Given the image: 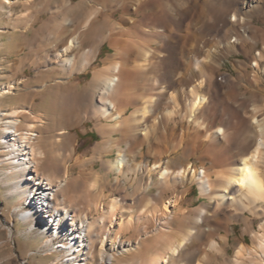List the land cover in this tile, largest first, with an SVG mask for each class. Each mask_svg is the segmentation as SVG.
Returning <instances> with one entry per match:
<instances>
[{
	"label": "bare ground",
	"instance_id": "6f19581e",
	"mask_svg": "<svg viewBox=\"0 0 264 264\" xmlns=\"http://www.w3.org/2000/svg\"><path fill=\"white\" fill-rule=\"evenodd\" d=\"M10 2L1 1L5 5H10ZM66 2L68 5L71 3L70 0ZM115 6V9H122L119 21L127 22L135 30L123 29L120 22L110 24L108 35L102 36L100 40L101 44L108 43L113 52L105 59L104 67L93 72L90 85L81 93L95 104L92 113L90 112L92 116L108 120L107 125H97L104 141L95 149L99 150L101 146L102 150L106 149L108 152L109 149H117L116 158L108 160V167L105 169L123 174L142 173L146 176L145 192L137 201L144 203V212H138V206H121L120 200L114 197L109 198L106 204L88 201L83 208L77 202L78 199L71 205L66 204V199L59 193L67 188L70 180L67 174L59 180L52 175L39 173L38 168L44 159L42 160L43 154L39 147L40 137L35 129L43 121L39 114L35 116L32 113L25 124V130L20 131L18 125L21 119L18 116L31 113L22 105L13 110L0 109V151L3 153L0 154V165H4L0 180L3 187L1 193L11 205L9 213L14 215L15 211L24 206L26 211L18 212L20 220L25 224L29 223V228L42 225L43 238L36 247L57 252L56 258L49 264H264V220L259 225L260 232L252 234V243L239 244L233 256L228 258L225 251L228 235L220 239L214 238L219 225H212L210 217L218 209L228 208L229 204L235 205L234 211L243 219L246 213L264 215V104L253 102L250 116L242 117L239 113L242 110L239 109H248L247 104L243 100L238 104L237 101L231 104L226 102L225 94L231 97L232 89L229 90L224 81L214 77L216 65L207 63L209 56H213L212 53V56L206 52L205 56L200 57L203 46L212 36L217 39L216 45L214 44V48H218L216 51L219 48L233 50L235 41L242 47L239 40L246 35L245 28H240L247 17L254 14L263 17L264 0H120ZM99 9L93 8L89 18L93 13L99 12ZM113 11L108 13V20ZM233 15L238 18L237 22L231 19ZM89 18L86 17L83 28L91 26ZM251 26H246V29ZM92 27L84 31H90ZM72 34L68 42L63 43L61 49L59 47L53 62H59L62 68L83 70L98 56L99 48L91 46L85 49L80 55L79 66L74 68L76 63L71 53L75 48H80L84 41L82 38V42L78 39L82 35L80 31ZM262 34L264 37V33ZM61 39L56 41L61 42ZM254 44H248L250 49ZM252 59V66L257 71L262 69L264 73L263 39L262 49L253 53ZM194 72H198L199 79L189 83L191 73ZM247 74L250 76V73ZM175 84L178 86L167 95L168 89ZM254 85L258 95L264 98L262 82L257 80ZM16 87L14 83L1 86L0 97L13 94ZM164 96H168L170 102L169 107L168 104L167 108L163 107L169 109L168 118L175 122V116L180 115L182 122L181 131L178 129L177 132L173 125L168 133L167 138L173 145L172 151L180 148L183 156L197 157L195 156V161L184 162L175 167L167 158L171 152L167 154L164 146L167 152L160 148L167 154V159L161 155L162 158L157 160L158 155H155L157 161L151 166L146 161L133 163V151H138L140 140L143 142L140 135L144 134L146 137L149 124L154 125L160 119L159 116H154V110L157 111ZM176 97L183 100L181 108L175 101ZM229 107L239 110V118L232 122L236 125L233 131L227 126L235 118L228 111ZM164 114L162 113L163 116ZM184 125L191 128V132L184 131ZM235 125H231V128ZM161 133L156 134L158 138H166ZM65 134L67 130L61 127L58 135H64V140L69 139L70 136ZM163 143H166L164 139ZM161 145L163 144H159ZM126 148L132 151L131 156ZM197 160H200L199 165ZM245 167L253 170L251 175L244 172ZM240 179H244L243 185L236 182ZM94 180L90 189L95 188ZM176 182L183 183L184 186L196 183L207 201L191 212L178 206L179 210L190 215H184V224L175 227L171 222L177 214L168 206L178 204L186 194L184 188L177 189ZM153 186L159 188L158 193L174 188L170 197L167 195L165 198L163 194L165 199L162 203L159 202V209L148 208L156 202L153 193H150ZM234 215L232 216L235 218ZM141 219L144 221L141 222ZM148 221H153L152 227L147 226ZM3 229L5 236L0 239V252L3 254L0 264H3L4 258L11 256V244L14 243L12 226L8 223ZM128 230L137 231V236L123 239L121 235ZM55 239H59L60 243L54 245Z\"/></svg>",
	"mask_w": 264,
	"mask_h": 264
},
{
	"label": "rangeland",
	"instance_id": "374dc122",
	"mask_svg": "<svg viewBox=\"0 0 264 264\" xmlns=\"http://www.w3.org/2000/svg\"><path fill=\"white\" fill-rule=\"evenodd\" d=\"M1 1L3 0H0V87L8 83H14L17 87L13 90V94L5 95L2 98L0 97V109L13 110L24 105V107L30 110V114L18 116L21 119L18 125L20 131L25 130V124L30 120L29 118H31L30 116L32 113L35 116L38 114L41 116L40 118L43 123L42 125H38L35 129L40 137L39 147L43 154L42 160L44 159L38 168L39 173L52 175L59 180L63 179L64 175L67 174L70 180L68 186L59 193L61 197L63 196L66 199V204H73V202L78 199L77 202H79V205L83 208L89 203L88 201L96 202L97 204H106L109 198L114 197L120 200L121 206H133L134 208L138 206V212H144V208H146L144 207V203H137V201L145 192L144 188L147 186V181H145L146 176L144 177L142 173L125 172L123 174V172L105 169L108 167L107 161L116 158L117 149H109V152L108 150L106 151V149H104L105 151L102 150V146L100 148L101 150L95 149L99 143L104 141L97 130V125L98 123H105V125H107L108 120L102 119L97 115L92 116L93 114H91V111L95 104L93 105L92 102L81 93L83 89L90 85L94 74L93 72L103 68L105 59L113 52L109 44L106 42L101 44L102 40L100 39L102 36L108 35V29L111 23L120 22L122 9H115V5H117L120 0H70L71 3L69 5L66 2L68 0H10V5L2 4ZM96 7H99L100 11L95 14L93 13L89 18V14L92 12L93 8ZM112 10H114L112 12V17L108 20V13ZM128 16L136 17L134 14H128ZM86 17L89 18L88 22L91 20L89 23L93 27L90 31L85 32L84 30L86 28H83V24L86 21ZM261 17L262 15L254 14L251 17L245 18L242 25H252L253 28L252 26L247 27V29L246 26L240 28L241 30L245 28L244 33L246 36L239 40V43L243 45L242 47L245 50L238 44V41H235L234 43L236 45H234L233 50L230 49L231 52L226 48H224V50L223 48H219L220 50L216 51L218 48L215 49L214 46L217 43V39L215 36H212L209 38L210 41L208 39L209 43L207 41L200 53V57L205 56L207 53L210 55L212 53V59L209 56L207 63L216 65L214 66V77L224 81L229 90L232 89L230 93L231 97L229 96L230 98L228 97L229 94H225L226 102L231 104L237 101L236 103L238 104L243 100L247 104L246 106L248 109H246V107H241L239 110L242 111L238 110L242 117L250 116L254 103L264 104V98L258 95L257 89L255 88L256 86L254 85L255 82L259 80L264 86V79H262L264 78V73L262 69H258L257 71V69L252 66L253 53L255 54L258 50L262 49V39L264 41L262 34L264 33V14L263 17ZM123 24L125 27H123ZM91 26H89L88 29ZM63 27L66 29H62ZM121 27L126 30L127 28L133 31L135 30V27L130 28L131 25L127 24V22H122ZM249 28H251V30ZM252 29L254 30L252 31ZM63 30H65V32ZM81 30H83L84 33H81L83 32ZM76 31H80L82 35H79L78 39L81 41L82 38L84 42L80 48H75L74 52L72 51L71 53L76 63L74 68L79 66L80 55L85 49L91 46V48H99L98 56H96V58L83 70H72L71 67L62 68L59 62H53L55 53L68 42L73 36L72 33ZM255 34L258 35L256 36ZM61 35H63V38ZM59 38H62L61 42H58L60 41ZM247 38L250 39L247 40ZM213 39L216 40V42ZM250 42L255 43L252 49L249 47L251 44ZM218 52L220 53L218 54ZM247 64H249V66ZM246 72L250 73V76ZM244 73H246V75ZM191 74L192 77H190L191 79L189 78L190 80L188 81L189 83H194L193 80L197 81L199 79L198 72ZM236 76L239 78L237 79ZM176 86L178 85H172L166 92L167 95H169ZM205 87L206 86H204L203 89H205ZM175 101L179 103V108H181L180 105L183 100L177 99L176 97ZM162 104L163 106H161ZM167 104L169 107L170 102L168 96H164L161 104L156 108L157 111L154 110V116H159L160 119L155 123L156 125L150 123L153 125L151 126L149 124L146 137L144 134L140 135V139H143V142L140 140L141 143L139 142L138 151H133L134 155H132V151L126 148V151H130V156L132 155L131 157L134 159H132L133 163L146 161L151 166L154 161L162 158L161 155L165 159V156L169 152H171V156L169 155L167 158L174 163L175 167L180 166L184 162L195 161L196 155H190L188 157L183 156L180 148L175 152L172 151L173 145L172 141L167 138L168 133L171 131L170 128L173 125H175L177 132L178 129L181 131L182 122L180 115H176L175 122H171L168 118L169 109H166ZM163 107L166 108L164 109ZM228 111L235 116L231 123L229 122L227 125L228 129L233 131L236 125L232 124V122L239 118L237 114L238 111L231 107H229ZM161 112L165 113V116H163ZM26 115H28V119H26ZM66 117L68 119L70 118V120H66ZM161 117H163V119ZM152 118L153 117H151V119ZM231 125H235V127L232 126V129ZM184 126L186 129L184 131L189 132L191 128L186 127V125ZM61 127L67 130V134L65 135H69V139L64 140V135H58ZM1 129L2 127L0 126V131ZM160 133L166 135V138H163L166 143H163V139L160 136L158 138L157 135H160ZM152 141H154V143ZM159 144L163 145L159 146ZM164 146L167 148L166 150L168 152L164 149ZM160 147L163 148L167 154L163 150V155V151ZM156 150L159 151V153ZM161 151L162 153H160ZM0 154H3L2 151H0ZM155 155H158L156 158L157 160L155 159ZM198 161L200 160H197L196 163L199 165L200 162ZM203 162H205V164L207 163V161ZM5 166L8 165L5 164ZM3 169L4 165H0V180L3 177L1 174ZM94 178H96V180H94ZM97 178L100 179L97 180ZM93 180L94 182L96 181V184L94 183L95 188L91 187L92 190L90 189V185L93 183ZM138 183L139 185H137ZM176 183L177 189L183 190L184 188V193L186 192V194L183 200H180L178 204H170L168 206L171 211L177 214L175 219L171 222L175 227L184 224V222H182V217L184 215H190V213L185 212L186 210L191 212L197 206L207 201V199L201 195L196 183L186 184L185 186L183 183ZM2 189V182L0 181V207L2 208V210H0V239H3L5 236V231H3L5 225L9 223L14 229V243L12 242L10 250L11 256L4 258L2 263L49 264L52 259L56 258L57 252L44 251L36 247L38 242L43 238L42 231L44 230L42 225L40 224L41 226L39 225V227L35 224L36 227L31 225L32 228H29V223L25 224L20 220L18 212L19 210L26 211L24 206L15 211L16 213L14 215H11L9 213L11 205L7 202V198L2 195ZM94 189H96V191H94ZM173 190L174 188H171L158 193L159 188L153 186L150 193L154 195L156 201L154 203L156 206L155 204H151L152 206L149 205L148 208L159 209V202L162 203L165 198L168 196L170 197ZM162 196L166 197L163 199ZM156 197L158 198L156 199ZM178 206L183 210L185 209V211L179 210ZM234 206V204H229L228 208L226 206L228 210H226V208L218 209L216 213L210 215L212 225H217V227L219 225L218 230H215L216 234L214 233V238L220 239V237H226L228 235V243L225 246L226 256L228 258L233 256L239 244L250 245L252 243V234L260 232L259 225L261 221L264 220V215H254L250 213H246L243 219L241 215L239 216L234 211ZM228 213L229 215H227ZM233 214H235V218L232 216ZM140 221L142 222L144 219ZM146 224L152 227L153 221H148ZM137 234L138 232L135 230H128L123 232L121 236L123 239H133ZM53 243L55 245L60 243V241L59 239H55ZM25 251L26 253H24ZM2 255L3 254L0 252V259H2ZM23 256L26 257L22 259ZM221 261L222 260H220V262ZM90 263L96 264V262H88V264ZM226 264L228 263L226 262Z\"/></svg>",
	"mask_w": 264,
	"mask_h": 264
},
{
	"label": "snow or ice",
	"instance_id": "6c2138e0",
	"mask_svg": "<svg viewBox=\"0 0 264 264\" xmlns=\"http://www.w3.org/2000/svg\"><path fill=\"white\" fill-rule=\"evenodd\" d=\"M231 19L233 20V22H237V20H238V18L235 15H233L231 17ZM244 172L247 173L248 175H251L252 172H253V170L251 168H249V167H245L244 168ZM236 182L239 183V184H241V185H243L244 184V179H240V180H238Z\"/></svg>",
	"mask_w": 264,
	"mask_h": 264
}]
</instances>
